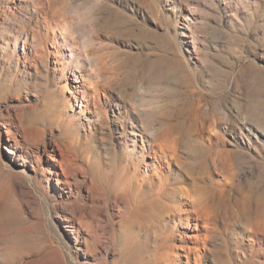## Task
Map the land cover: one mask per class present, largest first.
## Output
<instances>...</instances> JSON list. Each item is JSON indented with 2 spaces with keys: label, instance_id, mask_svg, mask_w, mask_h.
<instances>
[{
  "label": "rangeland",
  "instance_id": "1",
  "mask_svg": "<svg viewBox=\"0 0 264 264\" xmlns=\"http://www.w3.org/2000/svg\"><path fill=\"white\" fill-rule=\"evenodd\" d=\"M0 264H264V0H0Z\"/></svg>",
  "mask_w": 264,
  "mask_h": 264
},
{
  "label": "bare ground",
  "instance_id": "2",
  "mask_svg": "<svg viewBox=\"0 0 264 264\" xmlns=\"http://www.w3.org/2000/svg\"><path fill=\"white\" fill-rule=\"evenodd\" d=\"M76 79H78V77H76ZM78 80H79V79H78ZM82 95H83V96H82L83 99H85V98H86V95H85L84 93H83ZM86 99H87V98H86ZM84 102H85V101H84ZM163 149H165V148H163ZM161 151H162V150H161ZM166 152H167V151H165V150L162 151V153H163V155H164L165 157L168 155ZM173 155H174V154H173ZM164 156H162V157H164ZM158 178H159V177H158ZM161 183H162V182H161ZM162 184H163V183H162ZM161 188H162V187H161ZM201 188H202V187H201ZM162 189H163V188H162ZM183 192H184V191H183ZM187 192H188V190H187ZM193 192H195V191H193ZM203 194H205V193H203ZM203 194H202V195H203ZM204 196H206V194H205ZM204 196H203V197H204ZM207 196H208V194H207ZM185 197H187V196L185 195ZM188 198H189V197H188ZM193 198H194V197H193ZM200 198H202V197L200 196ZM200 198H199V199H200ZM184 199H185V198H184ZM199 199H198V200H199ZM203 199L206 200L205 197H204ZM208 199H209V198H207V201H208ZM191 202H192V201H191ZM196 202H197V199H196ZM198 202H200V201H198ZM201 202H202V201H201ZM203 202H204V200H203ZM205 202H206V201H205ZM193 203H195V202H193ZM196 204H201V203H196ZM196 204H195V205H196ZM203 204H204V203H203ZM203 204H202V207H204V206L206 207L207 202L205 203L206 205H203ZM183 205H184V204H183ZM193 205H194V204H193ZM195 205H194V206H195ZM209 205H211V204H209ZM180 206H181V205H180ZM197 206H198V205H197ZM199 206H200V205H199ZM205 207H204V208H205ZM204 208H202V209H204ZM208 208H209V207H208ZM208 208H207V209H208ZM210 208H211V206H210ZM210 208H209V211L207 210V214H210V212L212 211L211 209H212L213 207H212L211 209H210ZM200 209H201V208H200ZM202 209H201V210H202ZM205 209H206V208H205ZM205 209H204V210H205ZM184 210H185V209H184ZM197 210H198V208H197ZM204 210H203V211H204ZM210 210H211V211H210ZM204 212H205V211H204ZM212 212H214V211H212ZM210 215H212V214H210ZM186 216H187V215H186ZM187 218L189 219V218H190V215H188ZM209 219H210V218H209ZM196 220H197V222H198V221H202L201 218L196 219ZM203 222H204V221H203ZM208 225H210V224H208ZM206 226H207V225H206ZM196 227H198V224H196ZM191 252H192V251H191Z\"/></svg>",
  "mask_w": 264,
  "mask_h": 264
}]
</instances>
